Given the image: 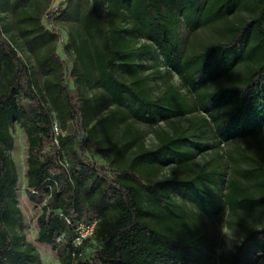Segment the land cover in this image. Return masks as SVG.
I'll return each mask as SVG.
<instances>
[{
    "label": "trees",
    "instance_id": "trees-1",
    "mask_svg": "<svg viewBox=\"0 0 264 264\" xmlns=\"http://www.w3.org/2000/svg\"><path fill=\"white\" fill-rule=\"evenodd\" d=\"M30 2L0 0V264L41 262L26 239L16 194L9 153L15 122L28 139L26 194L41 206L38 240L57 251L60 264H254L253 256L264 254V220L255 226L242 213L264 207L259 155L243 154L250 167L229 178L217 168L190 177L160 172L167 163L194 170L209 133L216 145L251 138L264 155V0H103L105 16L95 6L75 11L76 30L64 49L73 56L78 102L56 51L58 33L45 27L41 10H29ZM8 11L46 73L41 83L6 35L1 14ZM181 25H218L223 38L185 51ZM155 54L181 84L165 80L158 96L144 65ZM94 88L102 92L90 93ZM108 104L113 108L104 111ZM196 111L204 115L188 125L173 121ZM129 119L162 121L168 129L159 125L157 147L148 148ZM72 121L76 130L64 133ZM87 141L107 164L85 155ZM191 207L207 217L227 208L241 242L216 253ZM92 222L94 246L86 254L75 242L77 227Z\"/></svg>",
    "mask_w": 264,
    "mask_h": 264
},
{
    "label": "rangeland",
    "instance_id": "rangeland-1",
    "mask_svg": "<svg viewBox=\"0 0 264 264\" xmlns=\"http://www.w3.org/2000/svg\"><path fill=\"white\" fill-rule=\"evenodd\" d=\"M95 6L98 11L105 16V5L103 0H31L28 8L29 10L39 9L42 14V22L48 29L56 30L59 38L55 42L56 51L59 57L64 61V76L66 83L71 88L75 100L78 102L79 88L74 83L70 75V69L73 62V56L70 52L64 49L65 43L69 41L71 32L76 30V22L74 20L75 11H83ZM60 9H63L60 11ZM4 19V24L7 28L6 35H9L15 45L18 47L20 55L23 59L33 66L32 72L36 77L38 83L43 81L46 73L37 68L32 55L26 50L22 40L17 36L13 15L8 11L1 14ZM181 41L185 51L200 49L203 45L221 40L223 32L218 25L201 27L194 31H190L184 25L180 28ZM146 66V73L150 76V84L153 94L158 96L163 90L165 80H170L174 85L180 86V79L174 74L169 73L162 65L161 57L155 54L154 58H146L144 60ZM160 71V72H159ZM84 89V88H83ZM184 92L185 90L182 89ZM101 93L99 88H94L90 93ZM112 105L108 104L104 111L111 110ZM53 112V111H52ZM55 115V113L53 112ZM203 113L200 111L188 113L183 117H174L173 121L188 125L190 119L200 117ZM204 115V114H203ZM132 126L138 129L144 138V143L148 148H156L158 140L155 135V130L160 125L168 129L164 122L160 121L157 125L151 126L137 120L129 119ZM77 125L75 121L70 122L68 128L64 133L73 132L76 130ZM56 130H59L55 127ZM14 138V145L9 150L10 156L15 162L16 170L18 173L17 183V198L19 207L23 214L24 219V233L26 239L30 241L38 250L41 262L40 264H60L57 251L54 250L49 244L40 242L38 240V225L37 217L41 212V206L30 201L26 194L27 178L26 171L28 167V139L24 127L20 123L15 122L12 129ZM84 135L80 133L79 140H84ZM205 148L198 151L192 163L194 170H183L175 164L167 163L161 166L160 176L164 177H190L200 169L210 170L217 168V170L225 173V177L229 178L235 174L234 169L250 167L247 162L242 159V155L249 156L259 155L261 162L264 164V155L259 151L257 145L251 138H236L227 143L216 145L209 133L203 139ZM85 155L99 163L107 164L104 157L98 151V147L92 142H85ZM218 185L225 191L226 182L218 179ZM192 208V207H191ZM193 209V208H192ZM193 218L198 221L208 231L211 236L212 243L216 249V253L221 251L234 250L236 245V238H241V231L238 226L233 222V217L227 208L222 207L220 212L214 217H207L193 209ZM242 215L253 225L259 226V223L264 220V207L259 209L255 214L242 213ZM84 224V223H83ZM86 226V225H85ZM80 235L82 238L88 240L79 243L83 246L84 252L89 254L93 251L94 241L90 238L91 231L89 228L81 226ZM63 240V238H62ZM254 264H264V254L253 256ZM218 264V263H217Z\"/></svg>",
    "mask_w": 264,
    "mask_h": 264
},
{
    "label": "built area",
    "instance_id": "built-area-1",
    "mask_svg": "<svg viewBox=\"0 0 264 264\" xmlns=\"http://www.w3.org/2000/svg\"><path fill=\"white\" fill-rule=\"evenodd\" d=\"M55 32H57L56 30H54ZM58 33V32H57ZM59 34V33H58ZM58 38H59V35H58ZM19 52V51H18ZM19 54H20V52H19ZM81 226H84V227H86V228H89L90 229V231H91V235H92V230H93V227H94V222H92L91 224H89V225H86L85 226V224H83V223H79L78 224V227H77V232H78V235L76 236V238H75V242H76V244H80L79 243V239H81L82 241H83V238L81 237V235H80V229H81Z\"/></svg>",
    "mask_w": 264,
    "mask_h": 264
},
{
    "label": "clouds",
    "instance_id": "clouds-1",
    "mask_svg": "<svg viewBox=\"0 0 264 264\" xmlns=\"http://www.w3.org/2000/svg\"><path fill=\"white\" fill-rule=\"evenodd\" d=\"M242 238H236V243H240Z\"/></svg>",
    "mask_w": 264,
    "mask_h": 264
}]
</instances>
